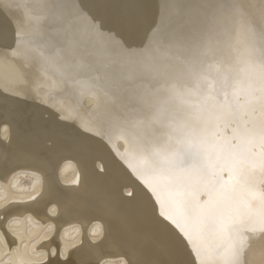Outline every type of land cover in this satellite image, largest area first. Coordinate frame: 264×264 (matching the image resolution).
<instances>
[{
  "label": "bare ground",
  "instance_id": "obj_1",
  "mask_svg": "<svg viewBox=\"0 0 264 264\" xmlns=\"http://www.w3.org/2000/svg\"><path fill=\"white\" fill-rule=\"evenodd\" d=\"M0 0V264H264V0Z\"/></svg>",
  "mask_w": 264,
  "mask_h": 264
},
{
  "label": "snow or ice",
  "instance_id": "obj_2",
  "mask_svg": "<svg viewBox=\"0 0 264 264\" xmlns=\"http://www.w3.org/2000/svg\"><path fill=\"white\" fill-rule=\"evenodd\" d=\"M130 5L127 11L119 14L117 23L127 29H135L140 23V17L136 11L132 9V5L137 3V0H126Z\"/></svg>",
  "mask_w": 264,
  "mask_h": 264
}]
</instances>
